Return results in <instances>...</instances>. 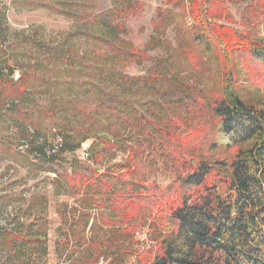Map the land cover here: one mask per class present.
Returning a JSON list of instances; mask_svg holds the SVG:
<instances>
[{"label":"rangeland","instance_id":"obj_1","mask_svg":"<svg viewBox=\"0 0 264 264\" xmlns=\"http://www.w3.org/2000/svg\"><path fill=\"white\" fill-rule=\"evenodd\" d=\"M189 1L0 0V60H6L13 67L11 79L14 81L22 72L33 75L23 99L11 105L6 112H3V105H0V138L11 147H18L31 159L28 162L22 160L24 157L17 160L0 149V207L9 203L4 211L10 213L0 220V227L14 228L23 234L28 230L31 233L37 231L44 239V245L39 249L38 257L35 256L34 263L25 259L26 255L19 259L11 258L12 263L78 264L75 253L77 248L74 246L77 239L69 238L67 227L59 215L63 207L77 206L73 197L57 194L58 179L52 170L60 173H70L77 169L85 171L87 168L102 171L108 165L120 163L128 155H134L137 157V171L134 175L125 174L124 179H135L145 185L162 187L181 178L187 170L175 161L176 152L178 155L191 152L193 157L220 154L217 149L210 150L211 137L215 134L207 133L206 127L203 135L200 132L199 135L191 132L188 134L194 140L187 149L177 147L179 141L176 137L179 138L177 135L180 134L186 137L189 126L212 127L203 96L205 90L211 95L221 87L222 74L226 70L244 100L264 111V68L251 55L244 53V50L230 54L225 51L227 58H223L221 52H203L207 49L205 45L195 42L201 61L199 67H196L186 53L181 51L178 44L179 31H185L193 24L189 15ZM258 1L226 0L223 16L210 22L224 27L218 30L219 33L246 32L249 34L248 39L264 47V8L253 6ZM168 10L175 11L176 16L162 20L165 26L155 27L159 21L158 14ZM101 19L120 25L119 37L129 42L132 49L145 52L146 56L138 61L120 63L111 61V56H108L110 60L102 61L104 65L97 62L100 59L98 56L107 49L83 33L103 32ZM180 37H183L182 33ZM82 60L95 69V74L87 79L89 85L86 88L76 85L72 89H65L54 84L56 77L60 81L68 79L64 75L67 69L78 73ZM166 65L170 67L166 78H171L173 84L163 80L155 89L137 94L135 89L145 84L140 79L148 77L152 68L157 67L163 71ZM84 69L90 71V68ZM123 76H127L129 84L125 88V96L132 103L138 104L140 126L120 128L113 135L112 130L108 129L109 123L100 120L99 116L91 125L76 123L71 134L66 136L67 147L71 149L76 141L82 140L80 149L55 153L54 159L50 155L57 151L61 137L50 131L48 126L30 142L23 144L18 139L19 134L14 125L26 123V120L21 121L18 117L21 110L31 112L32 119L36 121L40 112L48 109V105L58 100L59 95H63V101L67 100V106L69 103L98 100L106 93H111L118 85V79ZM155 81H152L153 85ZM81 118L84 117L80 115L78 120ZM44 121L48 125V118ZM165 131H170V135L166 136ZM37 144L44 149L45 156L29 153L30 147ZM92 145L97 147V153L95 159L89 161L86 158ZM6 217L14 220L12 227L5 224ZM137 230H144L155 246L151 250H142L134 235L136 252L143 257L137 260L136 256H130L123 264L151 262L158 251L159 241L153 237L150 227ZM3 261L0 257V264H4ZM99 264L107 263L100 259Z\"/></svg>","mask_w":264,"mask_h":264},{"label":"trees","instance_id":"obj_2","mask_svg":"<svg viewBox=\"0 0 264 264\" xmlns=\"http://www.w3.org/2000/svg\"><path fill=\"white\" fill-rule=\"evenodd\" d=\"M225 1H189V15L193 24L185 31L178 29L181 51L186 53L194 66L199 67L201 61L195 42L205 45L207 49L203 52H221L223 58H227L225 51L230 54L244 50L264 68V47L248 39V33H219L218 30L224 27L210 22L223 16ZM253 6L263 9L264 0H259ZM158 16L159 21L155 27L165 26L162 20L173 19L176 12L162 11ZM100 25L103 32L83 33L107 49L98 56L100 59L97 62L104 65L102 61L110 59L116 63L138 61L146 56L145 52L132 49L129 42L119 37L120 25L105 22L104 19L100 20ZM181 33L183 37H180ZM62 46H59L61 50ZM108 56H111L110 59ZM79 67L78 73L67 69L64 75L68 79L60 81L56 77L54 84L65 89H72L76 85L86 88L89 85L87 79L95 74V69L83 60ZM84 68H90V71ZM163 68L162 71L154 67L148 77L140 79L145 84L135 89L137 94L155 89L163 80L173 84L171 78H166L170 67L166 65ZM13 74V67L6 60H0V105H3V112L26 96L27 86L33 76L22 72L14 81L11 79ZM222 76L221 87L212 91L211 95L205 90L203 96L212 127L189 126L186 137H183L184 134L176 137L179 141L177 147L187 149L194 140L188 134L191 132L199 135L200 132L203 135L206 127L207 133L215 134L211 137L210 150L217 149L220 154L193 157L191 152L188 155H178L176 152L175 161L187 170L181 178L162 187L145 185L135 179H124L125 174L134 175L137 171V157L134 155H128L120 163H112L102 171L87 168L85 171L77 169L70 173H60L48 169L58 179L57 194L75 199L77 207L65 206L59 215L67 227L69 238L77 239L74 246L77 248L75 253L78 264H99L100 259L107 264H123L130 256L141 260L143 256L140 257L134 247V235L137 229L145 226L150 227L153 237L159 241L157 253L151 262L145 264H264V111L244 100L232 84L227 70ZM118 80V85L111 93H106L98 100L69 103L67 106V100L63 101V95H59V99L49 104L48 109L40 112L36 121L32 119L31 112L21 110L18 117L21 121L26 120V123L14 125L19 134L18 139L22 143L30 142L48 126L50 131L61 137L57 151L50 155L54 159L55 153L80 149L82 140L76 141L71 149L67 147L66 136L71 134L76 123L91 125L99 116L100 120L109 123L108 129L112 130L113 135L120 128L140 126L138 104L132 103L125 96L128 78L123 76ZM153 80H156L154 85ZM80 115L84 118L78 120ZM46 118L48 125L47 122L43 123ZM165 132L166 136L170 135V131ZM0 149L17 160L24 157V162L31 161L25 156L26 153L18 147H11L2 138ZM43 150L37 144L30 147L29 153L45 156ZM89 151L86 159L92 161L97 147L92 145ZM7 206L9 203L0 207V220L10 215L4 211ZM5 220L7 226L14 225L13 219L6 217ZM43 240L37 231L31 233L28 230L23 234L14 228L0 227V257L4 259V264H15L12 263L13 257L19 259L26 255L25 259L34 263L39 249L44 245Z\"/></svg>","mask_w":264,"mask_h":264},{"label":"built area","instance_id":"obj_3","mask_svg":"<svg viewBox=\"0 0 264 264\" xmlns=\"http://www.w3.org/2000/svg\"><path fill=\"white\" fill-rule=\"evenodd\" d=\"M135 238L138 244L140 243L142 250H151L155 246V243L151 239H149L147 233L144 230L136 231Z\"/></svg>","mask_w":264,"mask_h":264}]
</instances>
